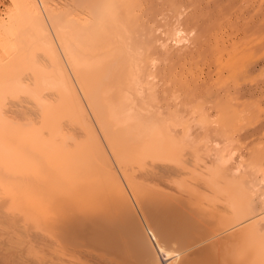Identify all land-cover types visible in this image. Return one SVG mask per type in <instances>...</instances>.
Listing matches in <instances>:
<instances>
[{"label":"bare ground","instance_id":"obj_1","mask_svg":"<svg viewBox=\"0 0 264 264\" xmlns=\"http://www.w3.org/2000/svg\"><path fill=\"white\" fill-rule=\"evenodd\" d=\"M85 1L63 12L49 0H13L0 23V207L13 216L0 208L7 220L0 218V264H160L157 255L166 264H264V219L229 232L256 210L227 161H197L201 171H192L203 197L188 186L193 176L181 185L175 177L177 193L114 172L106 149L122 173L138 158L177 162L188 172L192 163L181 156L194 144L177 133L174 112L165 115L149 95L128 4ZM20 96L34 111L13 103ZM63 120L85 135H74V127L71 133ZM211 192L225 197L228 215L205 206ZM29 229L46 245L35 246Z\"/></svg>","mask_w":264,"mask_h":264},{"label":"rangeland","instance_id":"obj_2","mask_svg":"<svg viewBox=\"0 0 264 264\" xmlns=\"http://www.w3.org/2000/svg\"><path fill=\"white\" fill-rule=\"evenodd\" d=\"M49 1L53 8L63 12H72L71 9L74 8L75 10L77 4L75 2H78V0H72V2L70 0ZM79 1L81 2V0ZM118 1L121 2V0ZM124 1L128 4V9L124 2L121 3V6H124L123 9L126 8L128 11L129 25L135 32V40L138 39L137 42H141L140 44L144 47L147 75H150V81L148 82L151 83V86L148 84V88H152L149 95L153 96V98H150L153 101L156 100L155 105L156 103L159 105L156 108L162 109L161 111L164 110L165 115L174 117V112L177 133L183 134L194 145L189 144V148H186L181 156L182 162L188 160L189 163H192H187L188 168L192 166V169H186L188 172H182L185 170L180 169V163L177 162L167 164L152 159L153 162L145 158L146 160L142 159L141 163H136L138 158L134 161V164L132 161L131 164L124 165V171L127 170V172L122 173V167L120 168L116 164L113 155L109 156L111 155L110 152L107 151L105 143H102L106 153H108L112 169L119 176H122V174L127 175L130 172L128 175H132L133 178H136V181L138 179L139 183H144L146 186L163 187V191L168 188L166 192H171L170 190L172 192L179 190L180 192L181 186L179 185L187 183L193 176V179L196 178V180L191 179L193 183L189 181L190 184H187L201 194L198 190L202 188V185L201 188H195V185L200 184H195V182L201 180L200 177H196L195 172L201 170L195 171V169L200 168L199 166H202L205 160L207 162L210 157H217V160L227 161L226 168L233 171V175L234 173L239 175V181L241 184L244 183L245 188L250 185V188L247 187L246 189V197L248 193L247 201L250 197V203L253 204L251 207L254 206L256 210L254 212L255 216L252 214L251 217L246 218V223L244 219V221L242 220L241 223L244 225L234 224L231 226L233 230L230 229L231 227L228 228L231 230L229 232L236 230L238 226V228L243 227L251 221H261V219H264V0ZM69 5H71L70 9ZM12 9L13 0H0V23L6 18L8 19ZM0 58H3L1 50ZM20 98L13 103L16 106L19 105L20 108L25 107L23 109L34 111L35 106H31L34 104L28 97L20 96ZM11 107L12 110L16 108L17 111L20 110L18 107ZM86 112L92 128L95 130L94 132H96L100 141L104 142L97 130V125L95 122L93 124L89 111L86 110ZM67 121L63 120L62 123L64 122L63 124L67 125L66 127L71 133L76 128L75 133L73 132L74 135H79V137L85 135L84 131L77 129L76 125L71 124L69 121L67 123ZM71 127H74V129L71 130ZM69 145L72 146V142ZM194 149L195 151H191ZM188 155L191 156L186 157ZM194 157L197 160L193 162ZM203 157L209 158L203 159ZM200 160L203 162L201 165H199ZM159 164H162L165 170H162ZM165 166L170 169L164 168ZM140 167H142V170L139 169ZM153 169L155 172H152ZM193 169L195 172L192 171ZM156 172H159L160 175L159 173L155 175ZM161 173L162 178H160ZM186 173L190 175L187 176ZM237 175H235L236 180L238 179ZM176 176L179 177L178 180H176ZM148 177L153 178L151 180ZM186 178H189V180ZM166 179H170V182ZM171 180L178 181L179 185ZM184 180L186 181L184 182ZM191 184H194V186H191ZM185 186L182 188L183 191L184 188H187ZM249 189L252 191L247 192ZM180 194L185 195L187 193L182 192ZM201 195L203 197V194ZM206 195L212 199H209L211 200L210 204L205 205L202 202V205L209 207L210 211L218 210V208H220L219 210L225 208L223 211L228 210L225 197L212 194V192L211 194L205 193ZM0 198L6 202L3 195ZM206 199L208 200V197ZM222 200H224V204ZM0 208L4 210L3 207ZM2 213L7 217H13L5 210ZM227 213H229V210ZM1 215L0 218L5 219V216ZM1 219L0 222L6 220ZM19 225L22 228L25 226L23 224ZM27 235L30 237L28 238ZM35 235L38 234L30 229L26 232V237L29 240L34 239L35 246L38 244L46 245V242H43L39 237L38 240L41 243L36 241L37 237ZM28 239L25 241H29ZM44 249L49 251L47 248ZM30 256V259L33 258V256ZM157 256H159L160 264L168 263V259L165 258L167 261L164 262L163 256Z\"/></svg>","mask_w":264,"mask_h":264}]
</instances>
